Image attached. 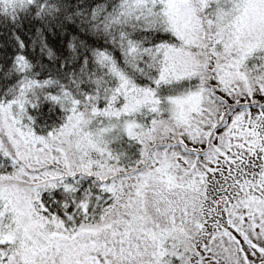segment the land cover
Wrapping results in <instances>:
<instances>
[{
  "label": "rangeland",
  "instance_id": "obj_1",
  "mask_svg": "<svg viewBox=\"0 0 264 264\" xmlns=\"http://www.w3.org/2000/svg\"><path fill=\"white\" fill-rule=\"evenodd\" d=\"M150 1L163 5L164 0ZM187 1L167 0L160 10L168 31L180 40L177 52H184L164 57V88L121 84L113 94L123 99L120 108L76 111L57 136L38 142L45 153L34 140L13 132L14 123L3 112L0 151L15 148L11 159L24 181L70 177L94 163L116 176L120 169L108 159L134 137L122 155L128 157L131 144L139 143L143 168L130 165L128 177L119 181L121 219L135 215L137 223L138 216L152 213L151 224L169 226L173 235L195 228L197 249L231 234L243 259L254 262L261 256L255 246L264 247V0H194V8ZM195 17L201 27H193ZM112 226V221L106 225ZM107 237H113L107 230L85 227L54 236L52 244L60 247L61 263L98 264L92 250ZM229 253L220 252L214 263L241 264ZM205 256L200 262L213 264ZM41 258L34 254L30 260ZM199 260L194 256L189 264Z\"/></svg>",
  "mask_w": 264,
  "mask_h": 264
},
{
  "label": "trees",
  "instance_id": "obj_2",
  "mask_svg": "<svg viewBox=\"0 0 264 264\" xmlns=\"http://www.w3.org/2000/svg\"><path fill=\"white\" fill-rule=\"evenodd\" d=\"M164 1L0 0L1 118L3 112L9 114L12 131L34 140L45 153L38 142L57 136L76 111L120 108L123 99L113 94L121 84L151 91L164 88V57L184 55L177 52L180 40L159 16L167 7ZM187 2L195 7L194 0ZM200 25L195 17L193 27ZM7 138L2 136L3 142ZM127 141L135 138H126L122 147ZM212 141L210 136L208 147ZM122 147L108 159L120 169L116 176L94 163L70 177L54 174L32 181L16 176L20 167L11 159L13 146L0 151V264H68L71 259L59 261L60 247L52 238L85 227L113 236L92 250L98 264H189L194 256L199 260L205 255L215 264L220 252H230L241 264H264V247L252 243L260 258L243 259L239 240L231 234L226 241L211 240L197 249L195 228L173 235L169 226L151 224L152 213L150 218L138 216L137 223L135 215L122 220L119 181L128 177L130 165L143 168L138 164L139 143L131 144L128 157H123ZM34 254L42 258L31 261Z\"/></svg>",
  "mask_w": 264,
  "mask_h": 264
}]
</instances>
